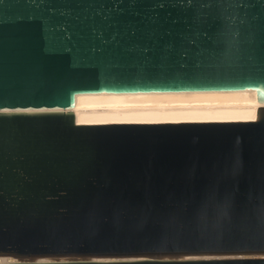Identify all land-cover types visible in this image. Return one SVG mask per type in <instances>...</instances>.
Here are the masks:
<instances>
[{"label": "water", "instance_id": "obj_1", "mask_svg": "<svg viewBox=\"0 0 264 264\" xmlns=\"http://www.w3.org/2000/svg\"><path fill=\"white\" fill-rule=\"evenodd\" d=\"M244 88L264 93V0H0V264H264V108L66 110L78 92Z\"/></svg>", "mask_w": 264, "mask_h": 264}, {"label": "bare ground", "instance_id": "obj_2", "mask_svg": "<svg viewBox=\"0 0 264 264\" xmlns=\"http://www.w3.org/2000/svg\"><path fill=\"white\" fill-rule=\"evenodd\" d=\"M264 93L255 88L78 92L71 110L81 124L257 120ZM58 109H63L59 107ZM14 259L0 256V261Z\"/></svg>", "mask_w": 264, "mask_h": 264}]
</instances>
